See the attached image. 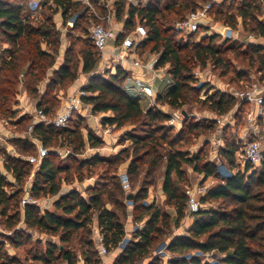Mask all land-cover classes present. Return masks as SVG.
<instances>
[{"label": "trees", "instance_id": "1", "mask_svg": "<svg viewBox=\"0 0 264 264\" xmlns=\"http://www.w3.org/2000/svg\"><path fill=\"white\" fill-rule=\"evenodd\" d=\"M27 1L29 5L30 0H0V41L3 45H9L0 54V116L9 119L18 116L19 112L14 105L18 103V88L23 85L27 94L37 101V108L52 118L60 104L59 96L55 94L57 89L72 84L79 77V68L83 73L94 72L100 61V53L93 42L79 37L78 41L71 43L66 49L62 63L55 69L61 47V31L54 21V14L61 10L64 24L76 15L72 28L75 31L83 28L82 21L90 17L89 9L79 0H46L45 9L49 12L42 10L41 19H38L33 12L26 11ZM101 1L91 0L101 14H105L106 10ZM199 1L207 0H168L164 8L162 0H150L140 6H135L128 0H116L115 16L117 20L124 22V32L120 38L134 28L137 18L144 22L148 37L140 44L139 49L149 48L153 53H158L156 65L169 67L168 72L174 82L163 92H159L156 100L173 108L200 101L204 105L208 104L217 115H224L234 108L235 97L216 90L206 99L200 100L199 93L207 84L200 87L190 85V82L194 81L193 67L196 64L205 66L207 61L211 60L215 67L222 68V73H227L231 67L225 59V53L230 51L234 52L236 57L242 56L247 61L248 69L255 68L256 72L261 73L260 79H264V45L250 43L246 48H242L237 42H230L226 47L216 46L213 44L216 35H207L191 48L189 43L179 40L177 36L181 33L167 24L170 23L167 13L171 14L175 21L180 20L196 10ZM263 7L264 0H223L214 4L210 15L216 22L232 28L240 20L250 33L264 37V22L260 19ZM33 18H36L39 24H35ZM81 30L86 31V28ZM195 34L197 33L189 36ZM79 42H82V45L75 50L74 45ZM236 74V77L241 79L249 72L239 70ZM127 78V70L123 68H118L116 73L110 74L108 78L93 74L84 86L87 94L82 97V101L84 104H91L94 113L112 112L103 118L104 124L116 125L118 128L126 125L133 127L125 133L133 145V155L125 172L128 187L126 188L121 178L116 175L118 165L122 161L119 157L96 154L83 160L78 158V155L85 151L87 144L97 147L102 143L92 132L85 137L80 120L63 128L53 124H36L35 134L51 152L36 168L31 187L35 197L59 195L63 182H71L75 177L79 181L83 180L85 168L91 169L103 164L108 167L105 171L109 176H106V182L86 189L88 198L82 196L78 189L72 188L59 195L54 202V210H42L41 205H26L22 217V187L31 175L34 165L9 154L4 165L7 171L13 174L19 187L9 192L7 188L15 187V183L10 182L0 172V222L9 231V234H0V264H23L16 257L8 258L3 252L6 240L19 247L24 243V237L26 240L32 239L30 233L17 228L20 222L30 230L56 236L62 244H67L58 246L56 242L47 240L44 248H38L34 252L35 261L42 264H77L78 251L69 246L77 239L84 263L101 264L102 257L96 239L92 236L93 222L97 220L108 250L118 249L126 236L123 218L129 215L130 208L133 221L144 223L135 231L134 238L128 239L112 264H141L145 260L148 261L147 264H164L160 256H155V249L167 238V264H211L197 254L207 252L224 255L220 259L221 264H264V246L257 237V233L264 227V195L260 191H253L252 188L254 182L259 186L264 185V161L260 165V175L256 170H252L251 163H247L236 172L228 168L231 174L223 176L217 160H205L202 150L190 154L179 146L180 143H191L192 138L203 131L213 129L216 122L212 120L201 123L187 118L180 130L174 135L170 134L174 128L165 122L171 118V114L151 106L144 108L140 98L123 85ZM46 79L48 80L44 82ZM43 82L44 88L41 90L40 85ZM248 105L246 102L242 103L243 107ZM32 122V116L22 115L14 123L18 130L24 132ZM138 128L141 130L138 131ZM12 141L21 154L35 152V146L26 137ZM163 144L169 147L165 154L160 151L164 149ZM56 145H67L71 148L69 162L57 161L58 156L52 151V147ZM237 151V146L232 142L222 147V153L230 167L236 162ZM164 155L166 169L162 191L167 196V206L175 209L174 216L169 210L156 204L147 206L144 203L148 196V186L153 182L145 180L137 191L132 189L131 185V176L140 173L144 163H149L148 172L153 173L162 164ZM184 164L203 173L205 179L213 177L217 182L201 195L202 207L192 214L194 221L187 230L188 234L172 235L170 233L173 227L180 225L189 210L188 195L180 184L186 176ZM129 194H133L130 199ZM218 199L230 200V203L222 204L218 208L203 206ZM127 200H132V206L127 204ZM253 201H261L262 204L254 206ZM107 203L113 207H109ZM254 245L257 249L253 248Z\"/></svg>", "mask_w": 264, "mask_h": 264}, {"label": "rangeland", "instance_id": "2", "mask_svg": "<svg viewBox=\"0 0 264 264\" xmlns=\"http://www.w3.org/2000/svg\"><path fill=\"white\" fill-rule=\"evenodd\" d=\"M45 2L46 0H44L41 3L42 9H40L39 12L34 13V16H36V18L38 19H41L42 10H45L46 13L49 12L47 11V9H45L46 7ZM166 3H168V0H162V8L165 7ZM52 4L54 7L56 6V4L54 3ZM25 8L27 12H32V10H30L31 8H29L28 1H27V4L25 5ZM97 13L100 16H102L101 12L98 9H97ZM167 16H168V20L170 21V23H167V24H169L170 26H173L177 20L175 21L173 16L169 13H167ZM55 17H60V14L59 13L54 14L53 18ZM36 18H33L32 20L34 21L35 24H39V22L35 20ZM75 19H76V15L73 18L69 19L63 25V27H58L59 29L61 28L60 29L61 39L65 40L66 49L71 46V43L73 44L75 41H78L77 38L79 37L83 38L84 40H88L92 43V38H91L92 26L97 23H104L102 18L95 19L93 16L90 15L89 18L82 21V26L83 28H86V31L81 30L83 28H79L73 31L72 28H73V22L75 21ZM138 20L139 19L137 18L136 22ZM62 21H63V17H62ZM115 21L119 25L120 21L117 19H115ZM118 25L116 26L118 27ZM114 26H115V23H114ZM117 27H115V29ZM218 27L220 29L221 26H218ZM232 29H234L235 31H240V37H241L240 39H236V37H232V36L226 37L224 34H221L220 32H216L215 30H213L212 33L209 34V36L216 35V39L213 44H215L216 46L226 47L227 44H229L230 42H237V45H241L242 48H246L247 45L243 43L242 39L247 34L250 33L249 30L244 28V26L242 25V21L240 20L238 21L237 25ZM204 32L205 31L202 30L199 33L192 35V36L180 35V36H177V38L184 43H189L192 48L195 43L200 42V40L203 37L207 36ZM81 45H82V42L76 43V45H74L75 50H77ZM3 46L4 45L0 41L1 51H2ZM138 54L140 55V57H142L144 60H147V61L149 60V58L155 59L157 56H159L158 53H153L152 51L149 50V48H145L143 50L139 49ZM225 59L227 60L228 63H230V67H231V70L227 73H222V68L215 67L213 64V61L211 60H208L205 66L196 64L193 67L192 73L194 75V81L190 82V85L193 87H200L202 84H207V87H205V89H203L199 93L200 100L206 99L208 95L214 93L216 90H219L221 92L227 93L228 95L234 96L233 95L234 92L245 91L251 88L253 85H259L264 91V79H260L261 73L256 72L255 68L248 69L249 67L247 65V61L244 60L242 56L236 57L234 52L229 51L225 53ZM117 70L118 68L114 69L112 68V66L105 68L104 63L99 61L97 69L94 72L89 73V74H101L102 76L108 78L110 74H115ZM126 70H127V76L130 77V74L132 72L129 70L131 69H126ZM239 70L248 71L249 74H247L246 77H242L241 79H238L236 77L237 76L236 72ZM84 74L88 78L89 74L87 73H84ZM82 75L83 73L81 69L79 68V77L72 84H69L64 88L57 89V92L55 94L59 96L60 104H59V107L56 113L53 115V117L61 110L62 106L67 102V100L71 99L69 97L75 94L78 95L80 89H85L84 85L88 83V79L85 78L83 81H80L79 78L81 79ZM47 80L48 79H46L44 82H46ZM80 84L82 86H80ZM75 85L76 87L74 89V92H72L71 87H74ZM123 85L128 86L127 81L125 83L123 82ZM157 85L160 86L162 92L167 88L162 82H157ZM42 88H44V84L42 85ZM129 90L133 95L140 98V101L144 108H148V106H151L150 99L146 98V96L143 95L139 91L137 86L130 85ZM189 92L192 95L194 94L191 91ZM235 99H236V104L234 108L230 112L224 115H217V113H215L214 111L211 110V108H209L208 104L204 105L200 101H192L191 104H185L184 106L173 108L169 106L167 103L156 100L157 104L152 105L151 107H155V108L163 110L164 112H168L171 114V117L181 116L183 117L184 120L189 118V119L201 122V123L214 120L216 122V125L213 129L203 131L200 135L192 138L191 143H184V144L180 143L179 146L182 147L184 150L190 152V154H195V153H198L200 150H202V153L204 154L203 155L204 159L210 160V161L216 160L215 153L217 152L219 156L221 157V160L223 159L222 164L219 168H222L223 172H226L228 168H230L233 172H236L238 169L244 168V164H245L244 161L243 162L241 160L238 161L237 156L240 159V153L243 152L245 143L251 136L250 127L248 126V122H247V114L249 111L252 110V107L250 105L243 107L242 104L240 103V99L236 97ZM81 105L82 107L74 111L73 116L68 126L74 125L80 120L79 121L80 127L85 137H87L89 132H92L98 138L101 139L102 143L101 145L97 147H91L89 144H87L85 151L79 154L78 158L80 160H83L84 158H90L91 156H94L96 154H99L101 156H106V157H119L122 161L118 165L116 175L120 178V173L127 171V168L129 166V163L133 155L132 142L125 136V133L128 130H132L133 127L131 125H126L122 128H118L116 125L104 124L103 118L111 115L112 114L111 111L94 113L92 110L91 104H84V102L82 101ZM15 106L16 104L14 105V107ZM16 110H18L19 112L18 113L19 116H17V119L22 115L32 116L31 112L30 113L24 112V108H16ZM184 111H186L189 114L186 118L183 115ZM218 119H220V121ZM255 122H257L258 124V133L264 144V116L257 117L255 119ZM165 124L174 128L173 133H170L173 135L175 134V132L180 130L182 126V125L181 126L171 125L169 123V120L166 121ZM4 127H5L4 133H7L8 136H14V138L8 141L7 143L5 141H0V157L6 160V157L9 154H13V155L16 154L10 151L11 147H15L17 152H19L12 140L15 139V136L23 135L24 132L18 130V127L13 126L12 124H7ZM137 130L139 131L141 130V128H138ZM206 142H207V145H206ZM228 142L234 143L238 148V151H237L238 155H236V162L233 167H230L227 159L224 158V155L222 153V147L226 145ZM163 145H164V149H160V151H162L165 154L167 152L166 150L169 147L167 144H163ZM7 148H9V152L7 151ZM52 151H54L57 154L58 162H61V163L69 162L68 156H70L71 154V148L69 146L56 145L52 147ZM30 154L25 153L24 156H28ZM22 159H24V157ZM107 168L108 167H106V165H103V164L95 166L91 169L85 168L83 180L79 181L75 177L74 180L71 182H63L59 195H62L68 192L72 188H76L79 190L82 196H84L85 198H88V193L86 192L87 188L94 187L98 183L102 184L106 182L107 180L106 176H109L108 172L105 171V169ZM183 168L186 172L185 179L180 181V184L183 190L186 191L188 189H194L198 185H201L202 187L208 186L209 184L213 185L212 183H210L213 180L211 177H209L208 179H205L204 174L198 171H195L192 166L188 164H184ZM260 168L261 166H257L256 168L253 167L252 170H256L257 174L260 175L261 174ZM165 169H166V156L165 155L163 157L162 164L153 173L148 172L149 163L148 162L144 163V165L141 166L140 173L133 174L131 176L132 189L137 191L142 186L145 180H147L148 182H153L152 185L148 186V196H147L148 199L147 200H154L156 205L161 206L160 194L163 192L162 185H163ZM252 170L249 173H251ZM6 173H7V179L9 181L11 180L12 182L14 180L13 178L14 176L11 177V173L9 171H7ZM107 184H109V181H107ZM16 187L18 188L19 185H17L15 181V187H8L7 189L9 192H12ZM109 187L112 188L111 185ZM252 188H253V191L255 192L260 191L264 195V185L259 186L257 185V182H254ZM59 195L57 196L46 195L42 197L44 201L41 204V208L48 206L49 200H56L59 197ZM228 203H230V200L223 201L221 199H218V200H211L210 202L204 204L203 206L208 207V208L211 206L214 208H218L222 204L224 205ZM165 204L166 202H164V205L161 208L170 211V208L168 209V207ZM253 204L254 206H259L262 203L261 201H253ZM107 205L109 207H113V205H111L110 203H107ZM50 209L54 210V207L52 206L50 207ZM132 213H133L132 208H130L129 215L123 218V221L125 223V230H126L125 237L128 236V238L130 239L134 238L135 231L138 228H141L144 223V221L139 222V223L134 222ZM255 214H257V212H255ZM186 216L181 221L179 226L173 227L170 234L172 235H187L188 234L187 230L189 227H187L188 223L185 222V219L187 218ZM190 218L192 219L194 217H190ZM129 220H132V222H130ZM183 221L184 223H182ZM94 225H95V221L92 224V228H93L92 236L93 237H95L96 235L94 232ZM17 228H20V230L23 229L24 232L26 231L30 233L32 235V239L26 240L24 237L23 239L24 243L19 247L14 246L12 243L6 240L3 252L5 256H7L8 258L16 257L23 264H42L41 262L35 261V259H33V254L34 252L38 250V248H44L46 246L47 240H52L56 242L58 246H63V245L67 246V244H62L59 241L58 237L53 236V235L51 236L47 233H41L37 230H30L22 222L18 223ZM257 237L259 238V242L264 246V227L262 230H260L257 233ZM37 240L39 242H37ZM167 242H168V238L165 241L161 242L158 245V247L155 249V256H160L164 264H167V260L169 257L167 258L165 254H161L160 250L164 249V246ZM69 246L74 247V249L78 251L79 260L77 264H81L82 263L81 261L82 260L84 261V259L81 256L80 251H79L78 240L74 239ZM253 248L257 249V246L254 245ZM120 250L121 248L112 250L110 252L109 257L106 258V264H112V262L115 260ZM222 256L224 255L216 253V257L214 259L217 262H219V264H221L220 259ZM102 261H103V258H101V262ZM143 263L147 264L148 261L145 260Z\"/></svg>", "mask_w": 264, "mask_h": 264}, {"label": "built area", "instance_id": "3", "mask_svg": "<svg viewBox=\"0 0 264 264\" xmlns=\"http://www.w3.org/2000/svg\"><path fill=\"white\" fill-rule=\"evenodd\" d=\"M44 0H30L29 6L31 10L36 11L41 8V3ZM84 3L88 9L89 13L96 18H102L104 23H97L91 28V38L92 42L100 53V62L104 63V67H111L114 69L124 68V69H133L138 71V75L134 76L135 86L138 87L139 91L146 96V98L150 99V105L157 104L156 97L159 92H162L160 88H158L157 82H162L166 87L173 84V77L168 72V65H164L158 67L156 65L157 59L154 60H143L138 54V50L140 44L148 37V29L144 22L137 21L134 28L127 34H125L122 38L120 35L124 32V26L117 31L114 27L115 23V1L116 0H102V5L104 7L105 14L100 16L97 13V7L91 0H79ZM129 3L140 6L147 4L150 0H128ZM223 0H207V1H199L198 7L196 10L189 12L185 17L180 20H177L173 28L175 31L181 33V35L189 36L194 33H199L204 30L206 35L212 33L213 30L216 32H220L224 34L226 37L232 36L236 37V39H240V31H235L232 27L225 25L223 23L216 22L213 17L210 15V12L215 3H219ZM260 19L264 22V7L263 13L260 16ZM218 26H221L220 29ZM243 43L249 45L250 43H260L264 45V37L255 36L253 33L247 34L243 39ZM198 73V72H197ZM87 92L84 89H80L79 94L72 95L71 99L67 100V102L62 106L61 110L52 118L47 116L44 111L40 108H36L33 117V122L27 127L26 131H24L23 135L15 136L18 137H26V139L35 146V152L24 156L20 152H17L15 147H11L10 151L14 152V156L23 158L28 162L34 165V168L31 172V175L26 180L25 184L22 187L23 195L20 202V212L22 217L24 216V207L26 205H41L44 201L42 198L35 197L32 194L31 187L33 177L35 175L36 168L40 165L43 158L47 156L51 150L43 144V142L37 137L34 132V126L38 123L45 124H53L56 127H67L75 110L82 107V97L86 95ZM234 97L240 99V103L243 102L248 103L252 110L247 114V122L250 127L251 136L246 141L244 150L240 153V159L242 162L251 163L253 167L260 166L264 161V144L258 133V124L255 122L257 117L264 116V91L259 85H253L251 88L241 92H234ZM16 118L9 119L0 116V141H5L6 143L14 138V136H8L7 133H4V126L7 124H12L15 122ZM220 121V119H218ZM184 122L183 117L181 116H172L169 119V123L171 125H182ZM9 152V148H7ZM13 155V154H12ZM26 157V158H25ZM215 158L219 162V167L222 164L221 157L216 152ZM5 159L0 157V172L7 177V169L4 165ZM219 171L223 176H229L231 174L230 171L223 172L222 168H219ZM11 173V172H10ZM13 174L11 173V177ZM14 178V177H13ZM120 178L124 184V186L128 187V178L125 172L120 173ZM11 182V180H10ZM15 183V178L12 181ZM211 185L202 187L198 185L194 189L186 190L188 195V204L189 210L188 215L192 216V214L198 212L202 205L200 203V197L203 195L206 190ZM14 191V190H13ZM12 191V192H13ZM145 200V204L150 206L152 204H156L154 200ZM167 196L164 192L160 194L161 204L166 202ZM129 206H132V200L126 201ZM46 208V207H44ZM42 207V210H44ZM95 239L97 246L99 248V253L103 258L101 264H106V258L109 256L110 252L105 245L104 237L101 234L99 228L94 229ZM7 234L9 231L1 224L0 222V234ZM128 237L119 244V247L122 248L128 241ZM167 243L164 246L163 250H160L161 254H165L166 257H169V254L166 251ZM199 256L203 258L204 261L210 262L211 264H216L217 261L214 259L216 257L215 252H207V253H197ZM60 264H67L66 262H62ZM146 264V263H142Z\"/></svg>", "mask_w": 264, "mask_h": 264}, {"label": "crops", "instance_id": "4", "mask_svg": "<svg viewBox=\"0 0 264 264\" xmlns=\"http://www.w3.org/2000/svg\"><path fill=\"white\" fill-rule=\"evenodd\" d=\"M40 9H42V7L41 8H39V9H37L36 11H33L32 10V12H33V14L34 13H36V12H39V10ZM59 14H60V17H55L54 18V21H55V23L57 24V26L58 27H63V25H64V23H63V21H62V11L60 10L59 12H58ZM116 25H118L117 24V22L115 21V26L114 27H117ZM124 26V22L123 21H120L119 22V25H118V27L116 28L117 29V31H119L122 27ZM61 29V28H60ZM61 49H60V52H59V56H58V58H57V63L55 64L56 66H55V69H58L59 68V66H60V64L62 63V61H63V56H64V53H65V51H66V45H65V40L64 39H61ZM9 47V45H7V44H5L4 46H3V48H2V51L0 50V53L2 54V52L6 49V48H8ZM142 58V57H141ZM158 58V56L156 57V59ZM143 59V58H142ZM144 60V59H143ZM149 60H154L153 58H149ZM145 61H147V60H145ZM129 69V68H128ZM131 69V68H130ZM129 71H131L132 73L130 74V77H128L127 78V88L129 89V86L130 85H135V82H134V79H133V77L134 76H137L139 73H138V71L137 70H133V69H131V70H129ZM83 73V72H82ZM90 75L91 74H89V76H88V78L85 76V74L83 73V75L81 76V79L79 78V80L80 81H83L85 78H87L88 79V82H89V80H90ZM85 76V77H84ZM87 81V80H86ZM44 83H42L41 85H40V89L41 90H43V88H42V85H43ZM86 85V84H85ZM84 85V86H85ZM80 86H82L81 84H80ZM75 87H76V85L74 86V87H71V91L72 92H74V89H75ZM158 88H160V86H158ZM161 89V88H160ZM17 100H18V103L16 104V106L14 107L15 109L16 108H24V112H31V114L33 115L34 114V112H35V109L37 108V106H36V104H37V101L36 100H34V99H32L28 94H27V92H26V90H25V87L23 86V85H20L19 86V88H18V93H17ZM34 111V112H33ZM19 116V115H18ZM12 125L13 126H16L17 127V125L14 123V122H12ZM19 138V137H18ZM238 153V152H237ZM236 153V155H238ZM237 159H238V161H240L239 160V157L237 156ZM244 166H245V164H244ZM213 180H212V182H210V183H212V184H214V183H216L217 182V180H215V178H213V177H211ZM210 185V184H209ZM46 201V200H45ZM48 201V200H47ZM54 202H55V200H49V204H48V206H46V208H48V209H50V207H52V206H54ZM164 204H161V206L160 205H158V206H160V207H162ZM166 206H167V204H165ZM168 207V209L170 208V212L173 214V216L175 215V209L174 208H171V207H169V206H167ZM187 218L185 219V222H187L188 223V225H187V227H190L191 225H192V223H193V221H194V218H190V217H193V216H190V215H188V213H187V216H186ZM130 222H132V220H129ZM128 221V222H129ZM182 223H184V221L182 222ZM183 225V224H182ZM96 228H99L98 227V224H97V220L95 219V225H94V229H96ZM127 229V228H126ZM184 233H185V231H184ZM128 237V236H127ZM110 255V254H109ZM109 257V256H108ZM82 263L81 264H84V261L82 260L81 261Z\"/></svg>", "mask_w": 264, "mask_h": 264}, {"label": "water", "instance_id": "5", "mask_svg": "<svg viewBox=\"0 0 264 264\" xmlns=\"http://www.w3.org/2000/svg\"><path fill=\"white\" fill-rule=\"evenodd\" d=\"M93 74L90 75V77L92 76ZM183 115L185 116V118L188 116V113L186 111L183 112ZM133 197V194H129L128 195V198H132Z\"/></svg>", "mask_w": 264, "mask_h": 264}]
</instances>
